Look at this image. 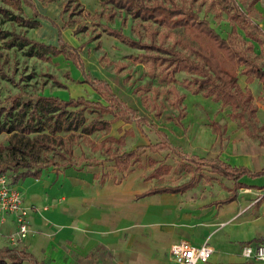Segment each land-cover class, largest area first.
Wrapping results in <instances>:
<instances>
[{
	"label": "rangeland",
	"instance_id": "obj_1",
	"mask_svg": "<svg viewBox=\"0 0 264 264\" xmlns=\"http://www.w3.org/2000/svg\"><path fill=\"white\" fill-rule=\"evenodd\" d=\"M32 1L27 3L23 0L18 7L16 3L8 4L0 0V6L38 22V26L28 27L0 15V28L40 43L35 48L27 44L9 48L0 41V125H8L12 119L6 112L12 105L11 98L17 95L24 100L34 95L63 100L84 97L107 105L101 95L84 81L81 71L68 57L69 53H74L73 49L79 50L87 72L109 82L117 96L139 111L143 125L114 121L110 122L109 130L97 131L87 140L80 138L74 142L77 157L85 152L89 157L101 160L99 165L58 170L51 167L43 172L39 180L27 178L16 184L25 201L28 198L27 189L30 193H38L36 202L26 206L29 217L32 213L39 214L58 206L71 216L74 233L58 241L57 230L60 227L32 225L33 230L26 242H11L15 230L8 237L9 246L35 251L38 260L46 264H176L169 249L173 244L172 236L182 231L183 220L197 207L200 196L210 197L208 200L220 197L225 182L202 184L184 195L162 194L135 200L136 194L155 187L178 185L190 178L184 167H178L180 160L176 154L151 151L150 147L161 140L159 132L167 134L179 151L189 155H252L250 159L255 161L253 168L264 165L258 156L261 152L259 142L248 136L242 125L231 118L230 106L205 97L203 90L193 94L186 89L183 86L185 80L192 78L186 72L176 76L177 86L185 95L183 103L187 111L186 117L178 123V112L170 103L168 86L158 77L150 76L146 63L135 61V58L141 59L145 51L106 33L97 38L101 25L107 24L122 30L129 38L149 41L146 23L105 6L100 0H78L77 11L81 13L72 17L62 15V7L67 0ZM188 2H192L200 16L208 19L223 37H227L231 27L224 11H216L211 0ZM255 8L254 19L264 29V0ZM86 25L85 32L75 33L78 27ZM151 28L166 37L167 46L173 45L185 54L195 56L191 49L193 44L182 30L171 31L155 25ZM54 49L60 53L56 54ZM256 52L259 53L257 45ZM260 60L264 61L262 57ZM238 83L242 89L246 86L251 88L264 134L263 84L257 79L248 84L243 75H239ZM151 97L157 98L160 103V114L149 102ZM96 117L97 114H87L89 121ZM102 119L112 121L113 116L104 115ZM212 121L223 126L221 138L212 127ZM129 130L132 134L126 135L124 143L120 144L118 141ZM9 141V134H0V145H8ZM93 144H104V148L108 147L111 153L117 152L120 157L136 151V159L131 161L127 170H118L113 156L102 154L100 150L92 151ZM42 156L52 157L53 153L44 152ZM7 159L5 152H0V162L5 163ZM161 164L169 166V170L162 172L159 178L153 177ZM12 172V168L6 172L11 180ZM52 190L58 191V196L50 198L49 204H46ZM259 197L256 194L254 199ZM100 219L105 222L101 223L105 229L102 235L95 231Z\"/></svg>",
	"mask_w": 264,
	"mask_h": 264
},
{
	"label": "trees",
	"instance_id": "obj_2",
	"mask_svg": "<svg viewBox=\"0 0 264 264\" xmlns=\"http://www.w3.org/2000/svg\"><path fill=\"white\" fill-rule=\"evenodd\" d=\"M2 1L8 4L16 3L19 7L23 0ZM100 1L105 6H111L115 10L129 14L134 20L147 24L149 41H144L142 38H129L122 30L112 28L107 24L101 25L102 29L97 33V38L102 33H106L119 38L135 49L145 51L141 59L135 58V61L146 63L149 66L150 76L158 77L160 82L168 86L167 91L171 95L170 103L178 112V123L186 117L187 111L183 103L185 95L177 86L176 76L181 72H186L192 75L191 79L184 82L183 86L186 89L193 94H199L203 90L205 97H212L215 101H221L224 106H230L231 118L237 120L246 134L257 140L264 148V134L259 125L258 109L253 103L252 90L248 86L242 89L238 83L239 75H243L248 84L257 79L264 87V61L260 60V57L264 59V29L254 19L255 6L262 0H211L216 11H224L227 14L231 27L227 37H223L208 19L201 17L195 5L188 0ZM26 2L32 3L33 1L26 0ZM79 4L78 0H67L62 7V15L69 17L79 15L81 13L80 10L77 11ZM0 15L24 26H38V22L15 14L3 6H0ZM65 25H69L67 21ZM152 25L171 31L182 30L193 44L191 49L195 56L191 57L173 45L167 46L166 37L152 30ZM87 26L78 27L75 33L85 32ZM0 41H3L9 48L24 44L31 45V48L40 45L38 42L12 31H3L1 28ZM256 45L259 53L256 52ZM54 52L60 53L56 49ZM73 52L69 53L68 57L81 71L84 81L101 95L107 105L101 101H90L84 97L63 100L58 97L34 95L24 100L21 96H13L10 109L7 112L1 110L12 119L9 120L8 125H0V134L10 135L9 144L0 145V152H5L8 157L5 163L0 162V173L7 175L6 172L12 168V180L9 179L15 185L27 178L39 180L43 172L51 167L58 170L99 165L102 163L101 160L89 157L85 152H81L77 157L74 142L80 138H89L97 131L109 130L110 122L114 121H124L126 124L135 123L137 126L143 125L139 111L117 96L109 82L87 72L79 50L73 49ZM149 102L158 109L156 113L160 114L161 107L157 98L151 97ZM87 114H97V117L89 121ZM104 115L113 116L112 121L103 120ZM211 125L221 138L224 133L223 126L216 121H212ZM131 134V130L127 131L118 142L123 144L125 136ZM159 135L161 140L150 147L151 151L154 153L169 151L176 154L180 160L178 167H184L190 174V178L179 185L151 188L142 194H137L136 200L160 194H183L196 188L200 183L212 182L214 177L210 174H216L235 183L232 196L221 202L226 204L236 200L237 191L244 187L240 182L243 177L264 176V169L253 172L245 166H232L220 157L207 158L196 154L189 155L179 151L171 143L167 134L159 132ZM91 150H100L105 155L111 154L115 160V166L122 171L131 166V161L136 159L137 154L135 151L120 157L117 152L111 153L108 147L104 148V144H93ZM44 152H52L53 156L43 158ZM159 168L160 170H156L153 177L159 178L162 172L169 170V166L164 164H161ZM263 199L264 195L260 200ZM7 260L11 264L23 262L43 264L25 249H0V262L6 263Z\"/></svg>",
	"mask_w": 264,
	"mask_h": 264
},
{
	"label": "crops",
	"instance_id": "obj_3",
	"mask_svg": "<svg viewBox=\"0 0 264 264\" xmlns=\"http://www.w3.org/2000/svg\"><path fill=\"white\" fill-rule=\"evenodd\" d=\"M260 150L261 152L258 154V156L264 162V148L260 146ZM250 156L252 155L232 157L231 154H228L225 157L223 155H217L207 158L220 157L223 161L232 166H245L253 172H259L263 170L264 165H262L260 168L252 167L255 161H251ZM210 175L214 177V180L212 182L200 183L197 187L202 184L211 185L215 182H225L223 185V188L225 190L223 189L220 197L211 200H208L210 197L202 198L200 196L199 200L197 201V207H194L191 211L192 213L188 214L187 218L183 220L182 231L172 236L173 244L171 245V247L182 240H187L196 247H199L206 242L209 243L214 248V254L208 263L199 264H264L261 262L248 260L242 255L243 247L247 244L254 243L264 245V199L260 200V198L264 195V176L258 178L243 177L240 182L244 185V187L240 188L237 191L238 196L236 200L226 204H222V201L232 196L235 183L232 180L222 178L216 174ZM27 192L28 198L26 201L23 193L21 192L25 207H28L31 204L35 203L37 198L36 196H38L37 192L30 193L28 189ZM188 192H185L183 194L165 195H184ZM50 194L51 195L48 196V199H46V204H49L50 198L58 196V191L54 192V190H52ZM256 194L257 196L260 195V197L254 199ZM40 201L44 203L42 199H40ZM71 201H73V198L71 199ZM102 219H100L95 225L98 228L96 230L94 229L101 235L105 230L101 225V223H105ZM72 222L73 221L71 216L67 214L65 210L63 211L62 209H60L58 206H52L50 209L47 208L39 214L32 213L29 217L31 232L34 225L36 227H44L46 224H49L60 227L57 230L58 241H60L61 239H66L67 237L73 235L74 229L71 228ZM86 223L87 221H85V224ZM16 229L17 226L15 215H8L6 216V219L4 221L0 220V249H21L20 247L9 246L8 237ZM30 234L24 240L25 242L30 237ZM171 247L169 249H171ZM28 252L32 253V255L35 256V258L38 260L35 251ZM39 262L46 264L41 261ZM6 263L11 264L9 260H7Z\"/></svg>",
	"mask_w": 264,
	"mask_h": 264
},
{
	"label": "built area",
	"instance_id": "obj_4",
	"mask_svg": "<svg viewBox=\"0 0 264 264\" xmlns=\"http://www.w3.org/2000/svg\"><path fill=\"white\" fill-rule=\"evenodd\" d=\"M16 216L17 229L11 237V242H22L30 234L28 209L24 206L23 196L6 174L0 173V220L6 216ZM171 257L176 264L208 263L214 254V248L209 243L196 247L187 240L174 244ZM242 255L248 260L264 263V245L250 243L243 247ZM0 264H8L2 263ZM21 264H28L23 262Z\"/></svg>",
	"mask_w": 264,
	"mask_h": 264
}]
</instances>
